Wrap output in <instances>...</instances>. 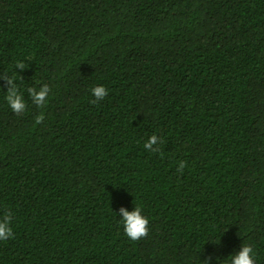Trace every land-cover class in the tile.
Segmentation results:
<instances>
[{
	"label": "trees",
	"instance_id": "1",
	"mask_svg": "<svg viewBox=\"0 0 264 264\" xmlns=\"http://www.w3.org/2000/svg\"><path fill=\"white\" fill-rule=\"evenodd\" d=\"M5 213L0 264H264V0H0Z\"/></svg>",
	"mask_w": 264,
	"mask_h": 264
},
{
	"label": "clouds",
	"instance_id": "2",
	"mask_svg": "<svg viewBox=\"0 0 264 264\" xmlns=\"http://www.w3.org/2000/svg\"><path fill=\"white\" fill-rule=\"evenodd\" d=\"M17 69H20L22 65L18 64ZM17 77L15 73L11 74L7 78V84L9 87L6 91L5 100L9 108L15 113H21L26 109V101L23 99V92L19 90L16 83ZM91 95L95 98L92 103L103 99L108 94V89L104 85L93 86L91 89ZM27 92L31 97V100L37 105L42 106L48 103L49 98V86L43 84L38 88L29 87ZM39 120V118H38ZM161 141L159 138L153 134L145 142L144 148L146 150L150 149L152 151H157L159 143ZM153 145H157L153 148ZM185 167L183 161L179 162L178 170H182ZM132 210H127L125 207L121 206L119 212L115 214L119 217V223L123 226L124 234L131 241H136L139 238L144 237L148 232L149 218L143 214L142 205L139 203L133 204ZM13 237V230L11 227V216L5 213L0 216V241H5ZM255 252L253 248L247 244L243 243L240 250L234 254H230L227 258L220 260L216 257L218 264H254Z\"/></svg>",
	"mask_w": 264,
	"mask_h": 264
}]
</instances>
